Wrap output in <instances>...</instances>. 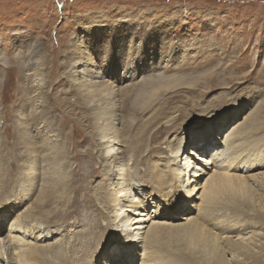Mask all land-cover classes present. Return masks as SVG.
<instances>
[{
	"label": "rangeland",
	"instance_id": "1",
	"mask_svg": "<svg viewBox=\"0 0 264 264\" xmlns=\"http://www.w3.org/2000/svg\"><path fill=\"white\" fill-rule=\"evenodd\" d=\"M79 57H84V72L75 62ZM117 77H130L117 83L123 87L119 103L128 106L115 120L125 151L141 139L146 122L161 112V121L146 141L148 148L140 152V177L134 176V167L130 169L133 160L127 161L133 183L126 199L141 200L156 222L182 224L186 215L198 214L197 207L191 210L184 204L173 213L154 195L144 174L155 161L168 167L177 156L172 146L189 128L192 116L203 111L222 114L226 134L241 124V131L251 130V140H261L260 147L242 148V162L233 174L253 184L255 176L264 173V0H0V209L22 192V178L33 150L37 151L43 182L56 179L59 171L63 174L57 181L65 178L69 192L65 206L44 205L45 211L62 210L61 215H32L33 229H25L46 235L52 228L43 243L58 241L63 246L61 260L70 254L72 264H89L88 247L109 242L102 221L108 213L97 198L104 166L98 156L97 115L92 110L97 101L91 97L96 99L101 92L98 80ZM88 85H93V93L87 95ZM225 103L237 104L239 114H224ZM211 137L201 142L202 148L209 146L207 152L217 146ZM53 155L60 164L52 163ZM209 177L205 173L193 192L196 204L201 203L202 186ZM28 202L23 200L25 207ZM23 208L17 204L12 214L1 210L0 219L6 217L8 225ZM224 213L234 220L230 211ZM15 227L21 235L24 229ZM6 228L10 234L9 225ZM171 237L164 238L165 247L177 245L179 252L181 241ZM87 240L89 246L83 248ZM119 243L118 239L110 242L109 250H116ZM143 245L141 241L137 246ZM14 246L11 242L1 264L15 260ZM102 259H108L106 253Z\"/></svg>",
	"mask_w": 264,
	"mask_h": 264
},
{
	"label": "bare ground",
	"instance_id": "2",
	"mask_svg": "<svg viewBox=\"0 0 264 264\" xmlns=\"http://www.w3.org/2000/svg\"><path fill=\"white\" fill-rule=\"evenodd\" d=\"M75 50H78V48ZM74 54L77 56L76 51ZM83 58L79 57L75 60L81 72L85 70ZM127 78L130 77H117L114 81L101 78L97 81L99 87H101V92L97 94L96 99L91 97L97 101L92 110H95L97 115L98 156L101 157L100 162L104 166L102 182L100 183L101 192L98 193L97 198L100 203H104L103 207L108 213L102 221H106L109 242L103 241L100 246L98 245L99 247L96 246L98 243L89 246L88 240L82 244L83 248L87 247V244L89 246L87 249L91 252L89 254V264H97L98 262L100 264H264V173L261 177L255 176V183L257 179L261 180V183L257 185L254 182L250 184L244 176L233 174V170L239 167L238 164L242 162V148L250 144V147L255 151L257 147H260L261 140H251L254 133L247 128L241 131L242 124L234 127L230 133L226 134V124L221 122L220 119L222 114L211 111H205V113L203 111L192 116L187 113L186 116H192L189 119V128L178 139L177 145L172 146L177 156L173 157L168 167L159 161H155L150 166L149 171L144 174L145 177H148L154 195H158L159 200L165 202L166 208L169 207L173 213H176L184 204H188L191 210L197 207V215H186L187 220L183 218L186 222L182 224L174 223L172 225L156 222L153 218L155 215L152 216L150 211H147V205L142 203L141 200L133 203L132 199L131 201L126 199L128 197L127 191L133 183L131 171L125 168L127 161L133 160L130 169L134 167L133 174L135 173L137 177H140V152L146 151L148 148L146 141L149 139V134L156 126L155 123L161 121V112L158 111L146 122V127L142 128L141 133L143 136H141V139L134 140L127 151L122 148V131L119 127H116L115 120L128 111V106L119 103L122 95L118 92L123 91V87L119 88L120 86H117V83L121 84ZM92 87L93 85H88L85 88L87 95L93 93ZM220 101L223 103L225 100ZM223 106H226L223 109L224 114H239L238 108L240 107H235L237 104L225 103ZM43 116L44 114H40L39 118L42 119ZM154 120L157 121L154 122ZM38 121L40 122V120ZM124 129L123 131H125ZM194 131L195 136L193 135ZM210 137L216 139L217 146L207 152L209 146L206 144L202 148L203 144L201 142L202 139H204L203 142H206V139L210 141ZM230 147L235 150L228 152ZM33 151L34 154L29 161L28 170L25 177L22 178L20 188L22 192L18 193L12 203H7L0 209V211L8 210L12 214L17 204L20 208L24 206V210L19 215L13 216L10 221H7L9 222L8 231L10 230V234L5 233L7 230L5 226H8L5 223L6 217L0 219V261L5 258L4 253L8 254L10 243L14 242L15 246L12 253L15 254V260H8L9 264H72L73 256L71 255V257L70 254L67 255V258L61 260L59 254H61L63 246L58 241L43 243L44 237L46 238L47 234L52 232V228L47 230L46 235L39 234L38 231L34 235V231L25 229H33L30 223L32 215L43 214L48 217L51 214H62V210L56 211L53 209L54 207L45 211L44 205L46 203L51 202L54 205L60 204L61 206L67 204V180L62 178L61 183L57 181V177L63 173L61 174L58 170H55L58 171L56 179H54L55 177H52L51 180L46 178L43 182V177L39 171V155L36 154L37 151ZM56 157V155H53L51 161L58 165L60 164V158L56 159ZM90 166L92 165L90 164ZM209 170L213 172L210 173ZM205 173L209 174L210 177L202 186L203 191L199 198L201 203L196 204L193 201L195 199L193 192ZM93 174L95 173L93 172ZM168 187L172 191H168ZM27 199H30V202L25 207L23 200ZM132 203L133 205H131ZM227 211H230L229 216L232 215V218H234L232 220V222H235L234 224H232L230 218H225L228 214L224 212ZM104 212L102 210L103 214ZM149 222L151 224L148 226ZM16 224L19 225L20 229H24L21 235L15 231L18 226ZM147 227L148 229L144 232L143 230ZM249 227L253 229L245 233L244 230ZM260 230L263 231L260 232ZM168 234L172 235L171 238H175L176 242L181 241L179 252H177L179 250L177 245L175 248H170L169 245L165 247L166 244L163 240ZM93 238L90 236L89 241ZM116 239L120 242L119 247L116 250H109L110 242ZM141 241L144 242V245L137 246ZM83 248H81L82 252H84ZM139 248H142V251L139 252ZM101 252L103 253L101 254ZM105 253L108 259L101 260L102 255ZM85 255V253L81 254V256ZM56 261L60 262L56 263Z\"/></svg>",
	"mask_w": 264,
	"mask_h": 264
},
{
	"label": "snow or ice",
	"instance_id": "3",
	"mask_svg": "<svg viewBox=\"0 0 264 264\" xmlns=\"http://www.w3.org/2000/svg\"><path fill=\"white\" fill-rule=\"evenodd\" d=\"M195 134H196V133H195V131H194V132H193V135L195 136Z\"/></svg>",
	"mask_w": 264,
	"mask_h": 264
}]
</instances>
